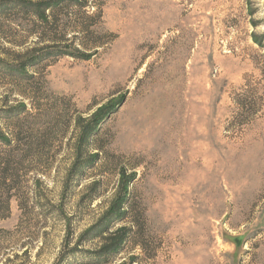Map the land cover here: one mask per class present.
<instances>
[{
    "label": "rangeland",
    "instance_id": "obj_1",
    "mask_svg": "<svg viewBox=\"0 0 264 264\" xmlns=\"http://www.w3.org/2000/svg\"><path fill=\"white\" fill-rule=\"evenodd\" d=\"M57 3L42 21L0 0V129L32 141L0 264H88L97 242L68 257L65 236L98 220L123 168L132 232L110 264H264V0ZM95 113L81 159L100 156L76 175Z\"/></svg>",
    "mask_w": 264,
    "mask_h": 264
},
{
    "label": "trees",
    "instance_id": "obj_2",
    "mask_svg": "<svg viewBox=\"0 0 264 264\" xmlns=\"http://www.w3.org/2000/svg\"><path fill=\"white\" fill-rule=\"evenodd\" d=\"M17 2L19 0H16ZM66 1V0H64ZM75 1V0H68ZM29 5L34 6L36 9L37 16L41 18L42 21H47L48 15L47 10L60 0H26ZM59 3H57V6ZM38 57L32 56L27 60V62H19L18 66H15L13 71L18 74H23L26 72L28 63L36 61ZM11 70V71H12ZM21 109H26V104H22ZM12 111H19V107L11 109ZM10 111V110H6ZM84 118L78 116L76 118V125H81ZM92 123L89 126H80L79 137L76 143V163L74 165V173L76 175L83 174L86 170L87 165L92 163L99 158V150L94 154H89L86 158H82L84 147H87L92 139V136L97 131L98 126L101 123V117L97 113L91 116ZM83 125V124H82ZM26 137V140L24 137ZM18 137V138H17ZM23 137V138H21ZM16 139L18 140L15 146L25 142L23 149L14 150L11 149L6 153L5 156L0 154V189L3 191L0 196V219L9 218L11 215V200L16 194L12 192L13 189L19 187V179L23 169L26 167V159L30 155V149L32 148L31 137L28 132H16L8 133L0 129V143L12 146ZM135 178L134 174L127 173L126 169L120 170L119 186L117 193L112 199L109 207L103 212V214L98 218V220L82 231L79 235L78 240L75 245L70 248V236L67 234L65 236V246L69 248L67 256L75 255L79 251V245L82 242H97V246L93 249H88L87 253L92 257L88 259V264H110L114 256H117L123 249L126 242L132 232V228L126 225H119V222H124L129 213V193L130 184ZM36 181H39L37 178ZM97 182H93L95 185ZM19 195V194H18ZM26 194H24V199H26ZM18 202L21 206L22 200L18 196ZM92 199H90L91 201ZM139 233V232H138ZM26 251V250H25ZM131 260L130 264H133ZM118 264H126L125 261Z\"/></svg>",
    "mask_w": 264,
    "mask_h": 264
}]
</instances>
